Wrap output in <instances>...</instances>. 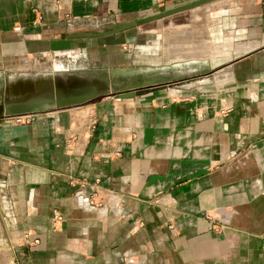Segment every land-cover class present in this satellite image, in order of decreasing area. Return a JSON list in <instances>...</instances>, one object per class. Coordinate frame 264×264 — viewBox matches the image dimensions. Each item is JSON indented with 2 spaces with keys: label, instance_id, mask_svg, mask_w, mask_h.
Listing matches in <instances>:
<instances>
[{
  "label": "crops",
  "instance_id": "obj_1",
  "mask_svg": "<svg viewBox=\"0 0 264 264\" xmlns=\"http://www.w3.org/2000/svg\"><path fill=\"white\" fill-rule=\"evenodd\" d=\"M193 1L0 0V76L26 97L60 92L65 61L109 80L116 62L128 67L114 50L123 34H68ZM213 12L206 29L186 23L171 37L169 71L154 54L139 81L178 78L168 85L27 124L0 119V264H264V0Z\"/></svg>",
  "mask_w": 264,
  "mask_h": 264
},
{
  "label": "rangeland",
  "instance_id": "obj_2",
  "mask_svg": "<svg viewBox=\"0 0 264 264\" xmlns=\"http://www.w3.org/2000/svg\"><path fill=\"white\" fill-rule=\"evenodd\" d=\"M240 1H249V0H216L214 2H210L203 6H200L195 9H191L189 11L179 13L173 15L171 17L162 19L161 21H156L148 25L137 26L131 28L127 31H124L119 34H123L125 40H128L126 44H120L119 46H115L114 50L119 51V54H123L125 56L128 55L126 59L127 68H121L122 65H117V62L114 64V68L109 69V80H107L106 76L97 75L95 71H91L90 69L85 70H74L73 67L69 65L67 61L63 64H59L55 67V71H61L59 73H54L56 79H58V87L60 92H57L59 95H72V96H79V95H88L92 92L96 91L99 95L97 99L87 102L83 105H79L76 107H72L70 109H83L87 108L103 99L109 100H121L117 97L119 91H124L131 86H134L136 83L141 81L144 75L150 74L154 71L153 65L154 62H157L160 59V54L162 58V63H166L167 66L166 70L169 71L170 67V60H171V48L175 47L171 46V37L176 38V34L178 36L185 35L186 29L183 24L189 23L190 26L194 25L195 30L196 28H204L206 29L208 25V21L206 20L208 15L213 14V11L218 9H223L226 6L236 4ZM251 1V0H250ZM130 22V21H126ZM125 22H112L109 21V25H99V26H92L86 32H101L104 30L110 29L114 24H121ZM181 25V26H179ZM179 26V27H178ZM197 26V27H196ZM149 28V29H148ZM204 29H201V33ZM147 31L145 34L144 32ZM149 31V32H148ZM204 33H208L206 30ZM116 36V35H114ZM121 36V35H120ZM213 38V36H211ZM109 40H111V36H109ZM212 40V39H211ZM123 45V46H122ZM175 45V44H174ZM146 46V47H143ZM214 46V45H213ZM211 48V54L216 51L218 48L217 45L214 48ZM142 50H150L148 53H143ZM156 49V50H155ZM182 49V48H181ZM184 55H185V48H183ZM215 49V50H213ZM182 52V51H181ZM179 52V57L180 53ZM154 54H157V60H155ZM157 68V67H156ZM123 69V70H122ZM220 69H214L209 74L212 78V75L217 76V73ZM210 72V71H209ZM208 72V73H209ZM207 73V75H208ZM6 78L0 76V100L7 97L8 100L12 99H19L25 95H27L26 90L27 86L20 88L19 93L14 94L10 93V85H6ZM25 80V79H22ZM8 81V80H7ZM10 81V79H9ZM7 86V87H6ZM109 87V92H106V88ZM105 90V91H103ZM6 91V92H5ZM53 92H39L34 93V95L40 97L41 95H50ZM6 99V98H5ZM25 116V115H24ZM3 119V118H1ZM6 246H0V249H5ZM9 256L7 251H0V262H8Z\"/></svg>",
  "mask_w": 264,
  "mask_h": 264
},
{
  "label": "water",
  "instance_id": "obj_3",
  "mask_svg": "<svg viewBox=\"0 0 264 264\" xmlns=\"http://www.w3.org/2000/svg\"><path fill=\"white\" fill-rule=\"evenodd\" d=\"M216 0H196L193 2H189L168 10H164L162 12L153 14L151 16H147L141 19L133 20L130 22H125L121 24H114L110 29L101 31V32H76L73 34H68L67 39H90V38H99V37H108V36H114L119 33H122L124 31H127L131 28L137 27V26H143L148 23H152L158 20H162L168 17H171L173 15L183 13L186 11H189L191 9L203 6L205 4H208L210 2H214ZM78 22H76L77 24ZM84 22H81L80 24H83ZM102 21L100 20H94L93 25L99 26L101 25ZM75 24V22H62L60 26H72ZM178 78H172L169 79L167 77H154L150 80H147L145 82L136 83L134 86H131L130 88L126 90L119 91L117 94V97L120 99H132L138 95L143 94L145 91L149 89H153L155 87H159L160 85L165 86L169 83L173 82L174 80H177ZM52 82V81H51ZM53 83H51V92L53 94L50 95H41L38 97L37 95H33L30 97H22L19 101H13L9 102L7 100H2L0 102V119L1 118H7V117H13V116H24V115H36L39 113H45L55 110H63L67 108L76 107L79 105H83L90 101L91 99L97 97L99 94L97 92H92L89 95L84 96H72V95H59L57 92H55L54 87L52 86ZM84 209L87 211H91L94 209L89 204V198L87 196V200L84 203Z\"/></svg>",
  "mask_w": 264,
  "mask_h": 264
},
{
  "label": "built area",
  "instance_id": "obj_4",
  "mask_svg": "<svg viewBox=\"0 0 264 264\" xmlns=\"http://www.w3.org/2000/svg\"><path fill=\"white\" fill-rule=\"evenodd\" d=\"M15 30H19L18 27L15 28ZM31 120V115H25V116H13V117H7L6 121H8L9 123H14V124H27L29 123ZM95 122L92 123V126H94ZM96 183H98V181H95V185ZM82 188L85 186H88L87 184H81ZM95 186H91V188L93 189ZM94 195L97 194V192L94 190ZM93 197L90 196V200H89V204L91 206H97V204L94 203V200L92 199ZM63 218L62 216L59 214L58 211H53V221L54 222H62ZM26 244H37L38 240L37 239H33L32 240V236L31 234H25L24 239Z\"/></svg>",
  "mask_w": 264,
  "mask_h": 264
},
{
  "label": "flooded vegetation",
  "instance_id": "obj_5",
  "mask_svg": "<svg viewBox=\"0 0 264 264\" xmlns=\"http://www.w3.org/2000/svg\"><path fill=\"white\" fill-rule=\"evenodd\" d=\"M94 92H96V91H94ZM89 94H90V93H89ZM89 94H88V95H89ZM79 96H81V95H79ZM82 96H84V95H82ZM95 99H97V97L91 99L90 101L95 100ZM90 101H88V102H90Z\"/></svg>",
  "mask_w": 264,
  "mask_h": 264
},
{
  "label": "bare ground",
  "instance_id": "obj_6",
  "mask_svg": "<svg viewBox=\"0 0 264 264\" xmlns=\"http://www.w3.org/2000/svg\"><path fill=\"white\" fill-rule=\"evenodd\" d=\"M59 65V64H56V66Z\"/></svg>",
  "mask_w": 264,
  "mask_h": 264
}]
</instances>
